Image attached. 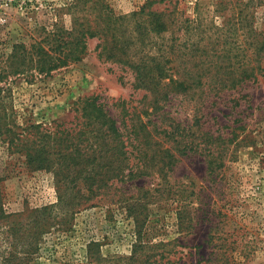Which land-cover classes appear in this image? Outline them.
<instances>
[{"label":"rangeland","instance_id":"obj_1","mask_svg":"<svg viewBox=\"0 0 264 264\" xmlns=\"http://www.w3.org/2000/svg\"><path fill=\"white\" fill-rule=\"evenodd\" d=\"M73 1L76 0H0V59L14 43L41 39L45 33L42 27H70L68 5ZM96 2L85 0L82 6L93 7ZM101 2L118 15H130L145 6L187 18L191 26L200 23L203 33L192 32L194 28L177 35L190 33L191 43L198 41L207 46L197 54L231 57L233 62L238 54L259 51L255 46L244 50L246 38L252 40L253 36H246L247 28L238 29L241 9L264 33V0ZM171 36L172 30L155 39L158 45L166 46L172 42ZM99 42L97 37L88 39L86 54L80 61L48 76L34 72L9 77L11 92L6 100L16 116L15 129L21 131L34 122L54 131L78 130L81 113L77 103L93 93L101 96L122 130L124 120L130 124L121 101L126 99L140 113L145 92L135 88L129 68L100 56ZM156 48L157 45L152 52H157ZM262 54L264 57L263 50ZM205 88L209 92V87ZM214 94L210 92L203 101L198 92L172 95L164 107L168 119L152 115L153 121L163 126L169 119L190 126L196 116L203 115L202 128L222 135L219 142L209 144L206 153L188 151L178 155V162L168 172L170 184L158 173L125 182L114 180L108 195L88 201L82 198L86 203L75 208L61 203L52 171L32 169L26 154L0 137V264H86L93 243H98L93 251L102 256V264H145L148 260L149 264H157L162 254L176 264H264V70L257 79ZM141 116L147 119L144 113ZM129 149V160L136 165L139 154ZM146 192L153 197L139 198ZM168 194L171 197L165 198ZM137 201L145 205L139 216L144 222L146 246L137 258L130 259L137 227L128 208ZM179 203L188 207L190 229L179 228ZM36 217L41 222L40 230L45 229L37 235Z\"/></svg>","mask_w":264,"mask_h":264},{"label":"trees","instance_id":"obj_2","mask_svg":"<svg viewBox=\"0 0 264 264\" xmlns=\"http://www.w3.org/2000/svg\"><path fill=\"white\" fill-rule=\"evenodd\" d=\"M84 1L76 0L68 5L72 17L70 27H58L57 24L51 30L42 27L41 30L45 33L41 39L31 43H14L11 51L0 59V137L10 147L25 153L27 165L32 169L46 168L54 173L60 201L70 208L86 203L82 198L88 201L105 197L110 193L114 180L125 182L158 173L166 184H170L168 172L178 162V155L188 151L206 153L210 150L209 144L219 142L222 135H215L202 128L203 115L196 116L194 124L190 126L173 119H169L163 126V123L153 121L152 115H162L163 120H167L168 113L164 107L172 95L198 92V98L203 101L210 97V92L217 96L226 87H239L247 81L257 79L258 74L264 70V33L252 25L249 14L244 16L242 9L238 14V29L247 28L246 36H253L252 40L246 38L244 50L255 46L259 51L252 55L238 54V59L233 62L231 57L226 59L216 55L210 57L207 53L197 54L207 46L200 45L198 41L191 43L190 33L177 35V32H188L194 28L192 32L203 33L200 23L191 26V21L187 18L146 9L145 6L130 15H118L101 0H97L93 7L82 6ZM171 30L172 42L166 46L164 43L158 45L156 36L163 37L165 32ZM95 37L100 39V56L126 66L133 72L135 88L145 92L143 110L137 113V109L123 99L122 110L125 115L130 116V124L124 120L122 130L101 96L93 93L81 97L77 103V110L81 113L78 130L58 128L54 131L34 122L23 126L21 131L15 129L16 116L9 109L6 100L11 92L7 85L9 77L23 74L27 76L34 72L48 76L54 70L80 61L86 54L88 39ZM179 39L183 40L178 42ZM156 45L157 52H152ZM187 49L193 51L192 54L186 52ZM204 51L207 52L202 50ZM124 77L123 74L120 75L121 81ZM205 86L209 87V92ZM196 125L197 128L194 129ZM130 147L139 154L136 165L129 160ZM213 162L210 160L211 164ZM169 196L171 197L168 194L165 198ZM147 197L153 196H148L146 192L139 198ZM129 209L137 227V237L130 257L134 259L146 246L144 222L139 216L145 209L144 202L137 201ZM0 211L2 212V208ZM187 211V205L179 203L177 219L182 230L192 227V218L187 219ZM34 225L36 235L45 231L40 230L42 226L38 217L35 218ZM160 244L164 245V242L161 241ZM94 245L98 246V243L90 245L86 264H102V256L93 251ZM156 263L176 264L166 259L164 254ZM145 264H149V260Z\"/></svg>","mask_w":264,"mask_h":264}]
</instances>
